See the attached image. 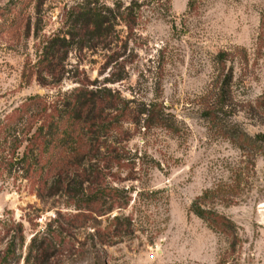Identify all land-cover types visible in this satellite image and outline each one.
<instances>
[{
    "label": "rangeland",
    "instance_id": "1",
    "mask_svg": "<svg viewBox=\"0 0 264 264\" xmlns=\"http://www.w3.org/2000/svg\"><path fill=\"white\" fill-rule=\"evenodd\" d=\"M81 1L44 0L38 9L34 0L22 10L20 0H0V262L6 244L20 240L18 226L26 240L18 264H26L32 238L58 212L75 210L51 189L52 172L38 159L53 155L45 127L54 103L85 77L70 74L42 87L35 79L25 84L23 72L38 58L36 34L57 31ZM155 1L100 0L112 9L135 5L136 26L120 60L126 69L115 63L105 71L107 58L118 54L114 45L88 53L81 67L90 82L135 102L129 108L152 105L162 117L146 129L128 123L122 135L102 141L103 157L112 156L111 147L121 162L108 182L123 191L119 204L127 207L115 215L129 220L130 231L117 245L96 249L107 264H264V0ZM69 62L76 64L75 54ZM114 73L126 80L108 84ZM228 78L231 96L224 99Z\"/></svg>",
    "mask_w": 264,
    "mask_h": 264
},
{
    "label": "trees",
    "instance_id": "2",
    "mask_svg": "<svg viewBox=\"0 0 264 264\" xmlns=\"http://www.w3.org/2000/svg\"><path fill=\"white\" fill-rule=\"evenodd\" d=\"M32 1L34 0H20L19 6L23 10ZM162 1L156 0L154 4L159 7ZM43 5L44 0H38L37 8ZM134 7L131 4L122 10L120 4H117L112 9L103 6L100 0H82L65 12L57 31L41 39L39 32L36 34V39L39 40L38 58L34 64H27L25 67V84L29 85L35 79L42 87L60 85L70 79V74L73 78L84 76L85 82L74 80L78 86L54 103L52 113L47 117L51 123L45 127L51 133L53 155L47 162L38 159L42 169L48 165L47 171L52 172L51 189L65 196L75 210L66 214L58 212L48 224L46 232L32 238L27 246L26 264L31 261L35 264H70L76 259L107 264L96 245L99 248L117 245V239L130 231L129 220L115 215L117 210L123 211L127 207V203L119 204V196L123 191L108 182V173L113 165L121 162L111 154V147L107 151L113 157H103L101 153L106 145L102 141L113 135H122L128 123H143L142 128L146 129L152 123L161 125L162 117L152 109V105L149 106L150 109L145 106L140 111L129 108L135 102L124 103L112 90L102 89L96 82H90L87 72L81 67L88 53H97L99 49L111 52L113 45L118 54L107 58L105 71L112 69L115 63L120 64L121 59L123 61L137 22ZM123 33L127 35L124 36L125 40L121 37ZM73 54L76 55L75 65L69 62ZM223 57L225 54L218 56L219 63L223 62ZM120 66L125 71L123 62ZM112 76L114 79L108 80V84L126 80L123 76H115V73ZM229 81L231 82L230 78L220 89L221 98L228 99L231 96ZM41 100V97L32 99ZM43 111L46 114L48 109L45 107ZM89 150L101 156V159H90ZM192 211L201 219L208 220L205 212L196 205L192 207ZM104 222L106 226L103 228ZM215 225H218L217 222ZM17 230L20 240L13 239L6 244L1 253L0 264H18L22 260V254H18V250L24 249L26 240L22 226H18ZM83 230L87 231L88 237L82 242L77 234ZM89 237L92 238V243L88 240ZM92 249L96 250L95 254Z\"/></svg>",
    "mask_w": 264,
    "mask_h": 264
}]
</instances>
